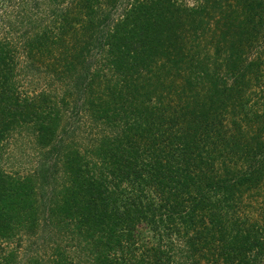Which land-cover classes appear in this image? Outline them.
<instances>
[{"label":"trees","instance_id":"obj_1","mask_svg":"<svg viewBox=\"0 0 264 264\" xmlns=\"http://www.w3.org/2000/svg\"><path fill=\"white\" fill-rule=\"evenodd\" d=\"M133 1L111 32L102 29L111 25L112 15L98 14L102 8L95 0L71 1L67 9L60 8L61 0H24V4L0 0V140L17 124L32 122L38 128L40 146L48 148L55 144L60 120V103L50 95L43 94L38 101L21 100L15 43L22 37L13 35L6 16L14 13L21 28L29 17L38 20V14L61 15L65 30L66 25L80 20L81 15L70 17L78 9L80 14H88L86 28L93 30L102 24L99 33L91 35L93 43L88 42V47L100 46L108 53L111 73V79L105 81L107 98L94 99L92 78L85 106L96 123L109 125L114 134L105 135L93 146L95 157L90 160L71 145L53 146L62 154L65 178L52 197L51 216L86 236L92 264H119L118 252L124 259L121 264H176L179 252L172 237L185 244V264L192 259L194 264H202L203 258L208 264H264V226L249 227L234 215L243 192L264 181V139L250 137L240 125L234 132L224 121L236 104L234 99L244 95L239 74L247 77L259 65H246L245 48L264 26V0H238L241 12L231 8L229 0L214 3V8L219 4L224 13L225 7L226 14L238 21L226 22V26L241 37L225 47L216 45L219 55L226 52L224 64L234 75L233 85L220 77L218 61L212 62L209 53L203 57L195 46L188 48L186 34L184 45L178 30L182 8L171 0ZM206 11L185 9L190 23L185 24L193 28L188 31L194 39L199 26L203 28ZM45 22L39 23L44 27L43 40L59 43L62 37L54 32L56 27ZM222 31L224 39L228 35ZM36 36L33 41L43 45ZM53 36L58 38L53 40ZM30 45L34 46L32 40ZM162 69L171 75L169 89L156 93L157 87L150 86L162 79L158 76ZM84 84L88 85L86 78ZM17 105L25 107V112H14ZM34 183L31 177H15L0 167V264H13L16 257L3 244L18 237L21 229L39 224ZM151 189L157 201L150 195ZM142 224L158 239L154 245L134 250L135 231ZM57 250L55 264H76L62 249ZM30 264L44 263L34 259Z\"/></svg>","mask_w":264,"mask_h":264},{"label":"rangeland","instance_id":"obj_2","mask_svg":"<svg viewBox=\"0 0 264 264\" xmlns=\"http://www.w3.org/2000/svg\"><path fill=\"white\" fill-rule=\"evenodd\" d=\"M16 1L24 4V0ZM71 1L74 4L75 2L79 3L80 0H61L60 8H69ZM171 1L183 9L178 30L182 34L184 45L186 34L188 35V38H186L188 48L195 46V49H199L204 55L203 57H206L209 53L212 62L215 59L218 61L220 77L226 80L225 82L228 85H233L234 75L228 73V68L224 64L226 63L224 58L226 52L222 51L219 55L216 52V45L221 43L225 47V44L228 45L233 40L241 37L234 29L227 30L226 26V22L233 23L237 20L226 14L223 4L224 13L220 12L221 7H219V4L217 8H214L216 0ZM223 1L225 4L226 1ZM237 2L238 0H229V3L232 4L231 8L233 6L237 9L242 8ZM95 3H98L102 8L97 11L98 14L111 13L112 15L110 18L111 25H104L108 28L104 29L103 26L102 30L108 29L114 32L115 21L117 23L120 17H124L129 12L131 3H134V1L117 0L116 3H110L108 0H95ZM193 8H206L207 10L204 14L203 28L201 29L199 26V35L196 39L188 31L193 28L185 24V22L190 24L185 17V9L190 10ZM1 9L3 10V8ZM12 9L13 11L15 9L13 4ZM230 10L229 8L228 12ZM70 15L71 19L73 16L78 15H81V18L74 25H66L65 30L59 21L61 15L38 14L40 17L38 20L33 18L35 16L32 17V20L29 17L25 21V26L23 25L21 28L15 22L17 16L14 13L6 16L7 21L5 23L12 24L13 35L22 37L15 43L17 50L15 56L16 74L19 81L18 92H20L21 100L38 101L41 95L45 94L50 95L60 103V120L57 128L59 133H57V138L54 141L55 144H51L48 148L40 146L38 128L32 122L17 124L14 129L13 127L10 128L7 135L0 140V167L4 172L15 177H31L36 183H34V198L38 200L40 205L39 224L32 229H21L18 237L8 244L6 242L5 245L3 244L7 251L13 250L16 252L13 264H30L34 259L42 260L44 264H55V259L58 256L57 249L59 248L76 264H92V259L88 253L89 248L86 244V236L76 233L74 227L58 221L59 219L51 216L52 213L49 212V208L52 207V197H54L56 191L61 189L65 178L64 168L60 161V155L62 154L59 155L53 150V146L62 145L66 147L71 145L72 148L79 150L82 156L90 160L95 157L92 152L93 146L105 135L113 133L109 125L103 122L96 123L91 116V110L85 106L86 100L91 96L87 94L90 89L89 83H92V80L95 79L96 91L93 95L96 101H100L99 98H107V94L104 92L106 89L105 81L111 79L110 69L107 66L108 59L106 58L108 53L103 49L101 50L100 46L91 45L90 49L88 47V42L93 43L90 39L91 35L95 31L99 33L102 24L90 30L86 28L88 24V16L86 15L88 14H80L77 9ZM12 18L13 22L10 23L9 20ZM200 18L201 13L198 15V19ZM243 18L244 16L241 15V19ZM41 20H45L46 25H49V27H56L54 32L57 33L60 39L62 37L59 43L52 44L50 41L43 40L44 27H39ZM221 29L224 32L226 31L228 35L224 39L220 33ZM36 35H39L38 38L42 39L43 45L38 46L33 41V37H37ZM58 36H53V40H56ZM31 40L34 46L30 45ZM198 43L199 48L197 47ZM248 44L250 45L246 44L245 48L246 65L250 62L259 63V65H254L252 72L247 77L243 78L239 74V87L244 95L239 99H234L236 104L229 108L230 110L224 121L232 131L236 132L240 125L245 130V134L250 137L258 136L262 140L264 139V26L256 33L253 40L248 41ZM88 49L89 51H87ZM71 62L74 63L73 66L69 64ZM97 73L101 76H96ZM158 76L162 79L156 81L155 85L153 84L150 88L157 87L155 89L156 93L168 91L169 88L167 87L171 75L168 76L167 72H163L162 69L158 72ZM85 78L88 85L84 84ZM179 80L180 78H178ZM25 109V107L20 109L17 105L14 112L19 113L20 110L25 112ZM149 192L157 201L156 192L153 189ZM243 196L242 203L234 213V215H237L238 221H247L249 227H252V225L264 226V181L259 187L246 189ZM156 239H158V236L146 224L139 225L135 231L134 250L140 251L142 248L145 249L147 246L154 245L157 242ZM170 240L175 243V251L179 252L176 264H185L186 249L184 242L176 237H172ZM118 255L120 256L118 262L121 264L124 259H122L120 252H118ZM196 258H201L199 253ZM192 260L194 261V259ZM193 261H189L188 264H194ZM202 264H208L205 258L202 259Z\"/></svg>","mask_w":264,"mask_h":264}]
</instances>
